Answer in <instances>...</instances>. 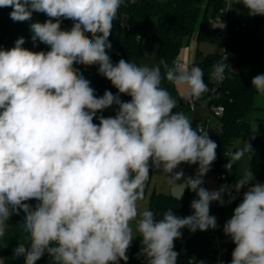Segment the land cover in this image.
<instances>
[{"label": "clouds", "instance_id": "clouds-1", "mask_svg": "<svg viewBox=\"0 0 264 264\" xmlns=\"http://www.w3.org/2000/svg\"><path fill=\"white\" fill-rule=\"evenodd\" d=\"M237 2L250 16L264 15V0ZM123 4L0 0V8H12L14 22L30 20L33 12L48 17L30 29L32 40L50 50L25 49L23 37L11 49L0 50V238L11 215L23 210L19 226L24 235L13 250L23 264H36L45 254L49 264H127L134 232L142 244L138 255L147 264H176L174 241L181 238V229H215L210 203L223 205L225 194L229 202L236 199L227 186L214 191L201 186L218 145L204 127L193 128L184 112L174 111L178 101L162 87L166 80L184 89V100L198 99L208 91L203 70L180 62L170 66L163 59L154 66L124 59L113 64L109 37ZM63 19L73 21L70 30H62ZM76 64L98 65L117 94L105 90L97 97ZM228 67L223 60L215 64L211 78L222 82ZM251 84L264 97V74ZM121 94L130 101H122ZM113 106L114 117L97 116ZM252 151L244 141L225 169L230 172L246 153L250 159ZM184 163L198 164L196 175L183 183L198 197L190 205L193 214L142 210L150 171L158 169L176 184L184 173L174 170ZM253 180L249 167L233 188L239 193ZM33 199L35 206L28 203ZM223 232L235 244L231 264H264V184L247 188Z\"/></svg>", "mask_w": 264, "mask_h": 264}, {"label": "trees", "instance_id": "trees-1", "mask_svg": "<svg viewBox=\"0 0 264 264\" xmlns=\"http://www.w3.org/2000/svg\"><path fill=\"white\" fill-rule=\"evenodd\" d=\"M223 4L224 0H124L109 37L112 47L108 50V54L113 64L124 59L137 65H148L150 53L142 45V40L148 31L150 20L157 18V28L153 39V43L156 45V60L160 64L163 59L171 66L179 58L185 39L196 33L197 40L200 42L211 34L208 31L209 10L212 16H216ZM11 11V7L0 8V50L11 49L15 46L16 40L21 37L25 40L22 45L25 49L33 52L50 50L49 46L38 39L32 40L30 29L32 23H43L48 17L44 13L33 12L30 20L14 22L10 18ZM121 21L133 26L134 30L127 32L121 29ZM242 24L244 26L239 28H236L237 24L228 27L229 35L226 40V48L229 53L233 52L236 55L237 60L229 62L226 78L222 84L216 85L211 78L213 66L219 63V53L208 54L204 59L194 61L193 65L199 66L203 70V78L208 86V91L193 101L198 105H222L224 107V114L220 120L221 133L217 139L216 160L212 163L210 171L226 174L235 181L241 178L236 170V162L230 172L225 169L224 165L229 162L228 151L230 149L236 151V141L245 140L251 144L253 159L258 165V174L262 177L264 184V106H256L255 101L258 93L251 84L256 75L264 74V15L250 16L247 11V18ZM72 25L73 21L70 19L61 21L62 30H70ZM75 67L90 81V86L95 90L97 97L102 96L105 90L111 91L114 95L117 94L118 90L112 86L111 82L99 74L98 65L76 64ZM163 71V66H161V72L163 73ZM162 87L177 99L178 106L174 109L175 111H190V104L181 102L178 88L166 80L162 82ZM120 99L130 101L131 97L121 94ZM256 110L262 112L259 118L262 128L253 133L250 116ZM116 112L117 106H113L103 110L102 113H97V116L114 117ZM94 122L98 123L99 121L94 118ZM151 183L152 172L150 171L144 200ZM197 198L196 193L188 188L185 189L181 198L153 191L149 197L148 208L160 214L171 208L175 215L187 217L193 214L190 205ZM224 201L223 205L219 204L216 207L214 216L217 220V233L227 242V264H231L235 245L231 238L224 234L223 226L233 215L234 209L242 201V197L231 200V202L229 199ZM28 203L35 206L37 201L33 199ZM24 216L23 210H20L19 215H11L7 221L9 227L5 236L0 238V257L5 258V264H23L22 257H13V250L24 235L19 226ZM156 218L160 219L161 216L157 214ZM181 233V238L174 241V250L178 253L176 264H196V259L192 255L191 232L187 228H183ZM211 241L212 238L207 243L211 244ZM141 248V241L137 237L128 264H143L138 260ZM49 261L50 257L45 254L36 264H49Z\"/></svg>", "mask_w": 264, "mask_h": 264}, {"label": "rangeland", "instance_id": "rangeland-1", "mask_svg": "<svg viewBox=\"0 0 264 264\" xmlns=\"http://www.w3.org/2000/svg\"><path fill=\"white\" fill-rule=\"evenodd\" d=\"M166 1V0H162ZM247 8L244 7L242 3L235 2L230 6V14L227 20H224L222 18L221 14H217L216 16H212L211 11L209 10V23H208V31L211 33L208 35L203 41L198 42L197 40V34H193L191 37L184 40L183 46H182V55L187 56L191 55L190 63L189 65H193L194 61L196 59H204L208 54H215L220 52L219 44L214 39L213 33L217 30H226L230 25L232 24H242L245 22L247 18ZM157 28V18H152L150 20L148 31L142 40V45L149 50L150 58L147 61L149 66L159 65L156 60V45L153 43V39L155 36ZM229 60L231 62H236L237 57L233 52L229 53ZM185 61V60H184ZM182 93L184 95V89L182 88ZM186 102H189L190 104L195 103L192 100H185ZM255 104L257 107H263L264 106V97L260 96L259 94L256 97ZM197 107V110L195 112H191V120H192V127L195 128V120L200 116L202 119H206L209 117L210 111L207 104L198 105L195 104ZM184 110L183 112L188 115V111ZM262 112L260 110H256L253 112V114L250 116V120L252 123L253 130L260 131L262 128V124L259 121V118L261 117ZM244 141L245 140H238L235 143L236 150L242 149L244 147ZM248 153H246L239 161H236V170L238 175L240 177L243 176L246 169L250 167V169L253 172L254 180L251 181L252 185L255 183H262V177L258 174L259 168L257 163H255L253 159V152L251 155V158L249 159ZM198 169V164L189 165L187 163L181 164L176 170L174 171H180L182 170L184 173V176L181 177L180 180L177 181L176 184H169L167 182L166 176L164 173L160 172L158 169H152V183L149 188L147 197L145 200L141 202V209L147 207L149 205V197L153 190H156L158 192H163L165 194H171L176 197H183L185 192L186 185L183 184L185 180L188 177H194L196 175ZM211 191L218 190L219 186L211 181L208 186ZM208 190L207 186L204 187ZM182 195V196H181ZM135 227V225H133ZM211 231L210 229L206 231H200L197 230L195 232H191V244L193 247V257L196 259V264H215L214 260L212 259V254L214 251V247H216L213 243L208 244L207 242L211 239ZM134 236L136 238L133 239L131 246L127 250V256L128 261L130 258V254L133 248V245L137 239L138 234L134 232ZM221 249L225 247V244L221 242L219 245ZM144 257V256H143ZM127 261V264H128ZM119 264H125L123 260L119 261ZM147 264V262L143 263Z\"/></svg>", "mask_w": 264, "mask_h": 264}, {"label": "built area", "instance_id": "built-area-1", "mask_svg": "<svg viewBox=\"0 0 264 264\" xmlns=\"http://www.w3.org/2000/svg\"><path fill=\"white\" fill-rule=\"evenodd\" d=\"M237 2V0H224V4L222 9L219 11V14L222 15V18L224 20H227L230 14V6ZM241 26H244V24H237L236 28H239ZM120 28L130 32L134 30V27L131 25H128L125 21H121L120 23ZM229 32H228V28L224 31L222 30H217L213 33L214 39L216 40V42H218L219 44V48H220V58H219V62L220 61H224L225 63H227L229 65V52L226 48V40L228 38ZM227 58V60H226ZM176 62H180V63H185L187 64L186 61L180 59V57L177 59ZM188 65V64H187ZM228 69V68H227ZM226 69V72H227ZM225 78H226V73H225ZM213 80V79H212ZM225 80V79H224ZM223 80V81H224ZM214 81V80H213ZM222 81V82H223ZM216 85H220L222 84V82H216ZM210 114H209V118L208 119H202L199 118L195 121V127L197 125H201L202 127L205 128V130L207 131L209 137L215 141L217 143V139L218 136L221 133V128H220V120L224 114V107L222 105H210L208 106ZM197 109L195 103L190 104V111H195ZM212 120H214V122H212ZM234 151L232 149H230L228 151L229 156L231 155V153H233ZM203 181L204 183L201 185L202 187L207 186L208 191H211V189L208 187L210 182L213 181L215 182L219 188L221 186H227L232 190V195L235 196L236 198H241L243 197V193L245 191H247V188L252 186V183L249 182L248 185H246L245 187L241 188L239 193H237L233 186L236 184L237 181H235L233 178L229 177L226 174H220V173H215L212 171H208L206 173V175L203 177ZM224 200H228L230 199V197L225 194L223 197ZM220 203L218 201H213L210 203V215L214 216V211L216 209V207L219 205ZM210 231L212 233V241L211 243H213L216 247H214V251L212 254V259L214 260L215 264H227V254H228V248H227V242L226 240L222 239L219 234L217 233L216 228L215 229H211ZM221 242H223L225 244V247L223 249H221L219 247V245L221 244ZM235 245V244H234ZM175 251V250H174ZM138 260L145 263L147 262L146 258L143 257L142 255L138 256Z\"/></svg>", "mask_w": 264, "mask_h": 264}, {"label": "crops", "instance_id": "crops-1", "mask_svg": "<svg viewBox=\"0 0 264 264\" xmlns=\"http://www.w3.org/2000/svg\"><path fill=\"white\" fill-rule=\"evenodd\" d=\"M181 52H182V50H181ZM179 57H180V59L185 60V61L187 62V64L189 65L191 55H188V54H187V56H183L182 53H180V56H179ZM178 91H179V94H180V100H181V102L184 103V104H190L189 102H186V101L182 98V97H183L182 88H178ZM196 110H197V109H196ZM196 110H195V111H196ZM174 111H175V110H174ZM195 111H189L187 116L191 119V116H192V113H191V112H195ZM199 118H201V117L199 116L197 119H199ZM208 118H209V117H207L206 119H208ZM197 119H196V120H197ZM196 120H195V121H196ZM195 121H194V122H195ZM212 122H214V120H212ZM153 191H156V190H153ZM153 191H152V192H153Z\"/></svg>", "mask_w": 264, "mask_h": 264}]
</instances>
